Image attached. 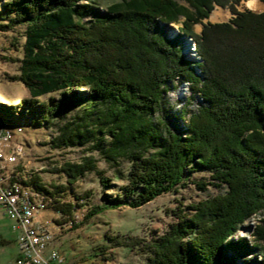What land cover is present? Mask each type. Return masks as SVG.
Returning <instances> with one entry per match:
<instances>
[{
	"label": "trees",
	"instance_id": "obj_1",
	"mask_svg": "<svg viewBox=\"0 0 264 264\" xmlns=\"http://www.w3.org/2000/svg\"><path fill=\"white\" fill-rule=\"evenodd\" d=\"M177 1L121 0L100 12L97 0H5L0 31L25 26L20 73L14 80L25 86L30 99L14 111L2 106L9 111H1L0 120L22 117L25 125L35 127L59 120L49 142L53 149L88 146L110 167L127 163L123 177L115 171V178L126 181L115 190L117 197L110 201L102 193L106 205L136 209L187 185L193 174L207 172L209 181L191 180L194 187L223 192L179 203L167 230L146 247L143 264H234L237 258L229 252L241 253V258L255 249L264 252V13H237L230 5L236 15L232 25H203V40L195 36L204 61L201 79L181 54L179 36L167 41L157 21L170 25L183 18L182 27L191 29L208 18L214 4L240 0H184L192 11ZM175 81L190 83L205 103L183 129L155 119ZM47 95L48 103L38 101ZM96 170V162L87 157L62 172L78 179L99 175ZM18 172L23 178L18 183L42 196L46 210L81 223L77 206L56 198L66 193L64 187L49 188L38 177ZM15 177L11 175L12 182ZM99 180L102 189L109 186V179ZM258 212L263 219L254 244L227 242ZM95 213L96 208L87 218ZM9 220L13 230L14 220ZM13 233L16 242L19 232ZM129 239L121 241L123 251L135 244Z\"/></svg>",
	"mask_w": 264,
	"mask_h": 264
},
{
	"label": "rangeland",
	"instance_id": "obj_2",
	"mask_svg": "<svg viewBox=\"0 0 264 264\" xmlns=\"http://www.w3.org/2000/svg\"><path fill=\"white\" fill-rule=\"evenodd\" d=\"M119 1L121 0H97L96 7L100 12H105L109 5ZM249 1H254L259 6V9L254 10L257 11L254 14L264 13V3L259 0H240L237 2L238 4L233 1L227 6L214 4L208 18L203 20L202 24L193 25L191 29L182 27L183 18L180 19V23L169 25L157 21V25L167 41H175V38L179 36L181 47H183L181 54L192 63L195 74L202 79L199 65H202L204 61L198 52V42L203 40L201 37L204 26L207 24L232 25V20L236 18V15H233L234 12L229 6L231 5L237 13L245 11L253 13L251 7L248 6ZM177 2L190 9L184 0ZM3 3L5 0H0V11ZM215 13L216 16L213 17ZM24 34L25 26L23 25L9 26L4 31H0V116L2 117L4 115L1 114V111H9L2 106L12 108L11 110L14 111L18 109L22 101L30 99V94L25 86L14 80L20 73ZM196 35L200 36V40L195 37ZM217 49L222 54L223 49L219 47ZM53 96L56 97L57 94ZM49 97V95L43 96L38 101L43 104L48 103ZM163 102L161 109L155 114V119L161 117L168 124V128L176 126L179 129L184 128L187 120L189 121L190 114L196 113L199 106L205 105L202 98L194 94L190 83L180 81H175L170 86ZM174 116L177 117L176 122L173 121ZM60 122L59 120L54 121L53 124L50 121L43 122L39 127H35L25 125L22 117H18L12 122L0 120V129H2L0 132L4 131L3 137L6 138L5 133L9 131V135H11V142H9L14 148V152H12L13 164L4 163L2 150H0V164H3L4 171H14L11 172V175H16V181L23 179L19 176L18 171H20L28 178L30 176L38 177L39 182L46 187L50 188L52 185L64 187L66 193L63 191L56 195L57 200L65 204L74 203L77 206L75 210L79 209L78 216L82 220L80 224L76 225L69 221L70 215L61 219V216L52 212L50 208L43 211V217L54 228L51 247L64 257L63 264H143L147 257L144 253L146 247H149L152 238L159 237L167 230L168 225L173 221L172 211L179 203L188 205L190 202L203 201L223 192L213 186H207L205 191L196 189L192 181H209L207 172H197L191 176L192 181L190 180L187 185L158 196L139 208L133 209L124 204L106 205L101 197L102 193H105V197L110 201L117 197L118 192L115 190L125 185L126 181L123 178L121 180L115 178V171L118 169L117 173L120 172L123 177L128 170V164L122 162L119 168L110 167L97 152H90L88 146L53 149L49 142L56 135ZM87 157H91L96 162V171L99 172V175L96 174L97 172H91L81 178L73 179L62 172L68 164L83 163ZM100 177L110 180L106 189L101 188ZM0 190L3 193V189L0 188ZM32 194L38 197L41 203L48 206V202L42 196L34 192ZM54 200L56 199L54 198ZM3 204V195L0 194V206ZM94 208H96V213L87 218ZM74 218L78 219L76 216ZM262 219L263 214L259 212L252 214L229 237L227 242L245 240L254 244V232L260 226ZM53 223L56 224L55 227ZM107 237L113 238L114 241L111 242ZM128 238H130V244L135 242L134 246L130 248V252L123 251L120 247L121 241H128ZM15 240L16 235L13 233L11 221L0 213V264H12L14 261L18 254ZM103 246L106 247L102 248ZM229 246L238 248L233 243ZM231 254L229 252L228 256L237 258L234 264H264V252L258 249H255L252 254L245 255L244 258L237 256L241 253Z\"/></svg>",
	"mask_w": 264,
	"mask_h": 264
},
{
	"label": "built area",
	"instance_id": "obj_3",
	"mask_svg": "<svg viewBox=\"0 0 264 264\" xmlns=\"http://www.w3.org/2000/svg\"><path fill=\"white\" fill-rule=\"evenodd\" d=\"M0 132V150L3 151L4 163L13 164L11 135ZM10 141V142H9ZM12 171H4L0 164V190L4 204L0 206V213L14 220L13 230L18 231V254L12 264H61L63 256L52 249L54 229L43 217L47 205H43L38 197L31 195L25 186L12 182Z\"/></svg>",
	"mask_w": 264,
	"mask_h": 264
},
{
	"label": "bare ground",
	"instance_id": "obj_4",
	"mask_svg": "<svg viewBox=\"0 0 264 264\" xmlns=\"http://www.w3.org/2000/svg\"><path fill=\"white\" fill-rule=\"evenodd\" d=\"M248 6L249 7H251L250 9L251 10H257V9H259V6H257L256 5V3L254 2V1H249V3H248ZM249 7H247V8H249ZM257 12V11H256ZM259 12V11H258ZM216 16V13L213 15V17H215ZM189 50V49H188ZM180 94V93H179ZM183 96V95H182ZM0 130H2V129H0ZM4 132V131H3ZM6 132H9V131H6Z\"/></svg>",
	"mask_w": 264,
	"mask_h": 264
}]
</instances>
